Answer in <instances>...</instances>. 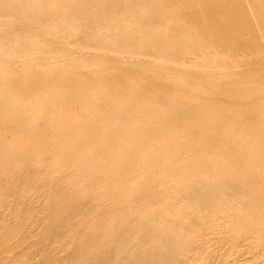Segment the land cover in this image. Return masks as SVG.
<instances>
[{
  "label": "bare ground",
  "instance_id": "bare-ground-1",
  "mask_svg": "<svg viewBox=\"0 0 264 264\" xmlns=\"http://www.w3.org/2000/svg\"><path fill=\"white\" fill-rule=\"evenodd\" d=\"M247 10L264 30V0H0V264H264V98L251 121L206 100L257 76L224 54ZM183 76L205 90L176 100ZM31 184L66 196L25 219Z\"/></svg>",
  "mask_w": 264,
  "mask_h": 264
},
{
  "label": "rangeland",
  "instance_id": "rangeland-1",
  "mask_svg": "<svg viewBox=\"0 0 264 264\" xmlns=\"http://www.w3.org/2000/svg\"><path fill=\"white\" fill-rule=\"evenodd\" d=\"M246 3H248V0H244ZM248 18L249 22L245 23L242 20V17ZM258 13H255L254 11L247 10L244 12H237L234 14L235 19H230L231 21H226L227 23H234L236 22L235 26L230 32V35L233 39L229 40L227 42V46L229 49L224 50L225 57L228 61L229 59V66H228V71L230 70H252L256 71L254 75H257L255 77H252L248 81H239L235 85V87L231 86V81H221L217 82L218 85V93L216 96H211V99H206L210 100L212 103V106L214 107L215 111L213 110L214 117H222L225 112H228V114L234 115V116H239L240 118L243 119H248V120H253L256 117L255 109L258 105H256V101H259V99L264 98V50L262 49V45L264 44V30L260 29L258 24H257V17ZM235 20V21H234ZM235 28V29H234ZM239 36L238 44L241 45L239 48H236L237 46L236 43V37ZM54 49V51L51 53L52 55L60 56V55H69V53L64 52V49L59 48ZM219 50V49H218ZM221 55V54H220ZM0 67V71L6 70L8 67V64H2ZM227 68V66L225 67ZM158 70V69H156ZM55 71H52L54 73ZM136 72L140 73L141 76L143 77V82L145 84H148V81L150 80V76L147 74V70L145 71L144 69L136 70ZM166 74V72L164 73ZM141 77V78H142ZM182 79L185 80L184 83H181V81H175L174 85L170 87V89L174 92L176 100H183L184 98V93H188L191 91L192 96H195L198 94L197 92L202 90H205V85L202 86L204 83L202 79L200 80H194L191 78H187L186 76H183ZM26 80H33L32 77H28ZM152 81H157V82H162L163 80L160 79H154ZM49 84L50 82L45 81V83ZM207 85V83H205ZM207 103V102H204ZM226 108V109H225ZM228 109V110H227ZM192 114L190 110H186V114ZM206 121V120H205ZM210 122V121H208ZM201 125H205V122ZM260 122H256L254 124L255 128H262ZM237 125H233V127H236ZM224 128V127H223ZM238 133L233 134L234 137H240L243 136V132L241 129H237ZM181 138L179 140L182 141H187L192 139L188 134H178ZM212 136V133H209L206 138L210 139ZM190 137V138H189ZM134 146V145H133ZM143 157L146 154H141ZM203 157H205V154H202ZM33 156L29 161L30 164L27 166H23L20 168V171H18L17 177L19 180L16 182L17 184L19 183L22 185V182L28 183V181L32 179H40L43 176L38 172L37 170V165H36V158ZM43 159V158H42ZM3 172V171H2ZM7 173V172H6ZM3 172L2 175H0V179L4 177H12V174H6ZM58 178V175L55 176ZM4 180V178H3ZM31 188L28 189V194L26 193L24 195V198H22L21 203L22 204H29L28 207L31 208V211H27L26 213H23L22 215L24 216L25 219H30L35 215H39L40 217H46L45 211H43L42 206L45 205L47 202L44 198L45 195H58L57 197L60 196V198H63L66 196V192H64L63 187L61 185L59 187H54L51 191H45L42 188L35 187L36 185L31 184ZM1 183H0V190L1 188ZM37 188V189H36ZM36 189V190H35ZM1 192V191H0ZM47 192V193H45ZM13 195V194H12ZM9 194V198L4 201L0 200V209H8L10 207V204L13 205V202L17 201V198L15 199L14 196ZM27 195V196H26ZM136 193H132L129 195L128 199L132 200L134 197H136ZM28 197V198H27ZM32 197V198H31ZM34 198V199H33ZM33 199V200H32ZM13 203V204H12ZM9 204V205H8ZM75 207H78L76 205ZM104 206H101L100 209H103ZM3 212V211H2ZM0 212V226H2V229H0V235L1 233L4 234V230L11 226L12 223H9L11 221L6 220L3 221L2 215ZM7 213V210H5ZM3 212V213H5ZM38 213V214H37ZM3 224V225H2ZM10 224V225H9ZM6 226V227H5ZM4 228V229H3ZM66 255L63 254V256H59L60 258L65 257ZM26 258H23L21 262H17L16 264H36L35 262L32 261H27L25 263ZM103 260V259H102ZM105 260V259H104ZM103 260V262H105ZM102 262V264H103ZM11 264V263H10ZM58 264H72V262H58ZM74 264V263H73ZM76 264V263H75ZM79 264H89L87 261L82 260ZM104 264H109V263H104Z\"/></svg>",
  "mask_w": 264,
  "mask_h": 264
}]
</instances>
